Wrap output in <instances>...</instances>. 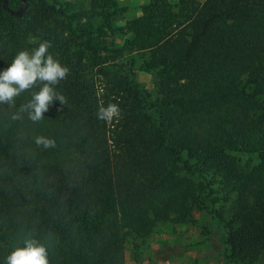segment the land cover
Here are the masks:
<instances>
[{
    "label": "trees",
    "instance_id": "trees-1",
    "mask_svg": "<svg viewBox=\"0 0 264 264\" xmlns=\"http://www.w3.org/2000/svg\"><path fill=\"white\" fill-rule=\"evenodd\" d=\"M19 3L0 0V71L50 41L70 69L57 86L68 105L56 101L35 125L0 116V264L26 231L51 234V264H125L127 241L201 212L221 222L223 264H254L264 249V0H145L130 17L121 0H26L11 14ZM134 66L152 91L130 77ZM110 102L122 117L108 124L96 112ZM41 134L57 147L36 149ZM88 208L78 227L70 215Z\"/></svg>",
    "mask_w": 264,
    "mask_h": 264
},
{
    "label": "clouds",
    "instance_id": "clouds-1",
    "mask_svg": "<svg viewBox=\"0 0 264 264\" xmlns=\"http://www.w3.org/2000/svg\"><path fill=\"white\" fill-rule=\"evenodd\" d=\"M50 41L44 40L33 50H20L12 59L10 66L0 71V116L7 123L24 122L39 124L45 119L50 106L59 101L61 108L68 105L67 98L57 86L66 80L70 69L49 51ZM30 97L17 105V99L24 93ZM6 106V107H5ZM96 117L111 124L122 117V110L117 103L101 105ZM31 142L36 149L49 150L57 147V140L46 135H32ZM51 234L44 239L33 231L24 233L22 243L15 246L5 257V264H51Z\"/></svg>",
    "mask_w": 264,
    "mask_h": 264
},
{
    "label": "rangeland",
    "instance_id": "rangeland-1",
    "mask_svg": "<svg viewBox=\"0 0 264 264\" xmlns=\"http://www.w3.org/2000/svg\"><path fill=\"white\" fill-rule=\"evenodd\" d=\"M74 3L87 4V0H71ZM128 6L126 17L137 12L139 4L145 0H121ZM121 19H117L119 23ZM26 33L20 29L17 41L27 42ZM132 77L146 90L152 91L151 75L134 66ZM240 158L244 160L245 155ZM94 210L88 208L81 216L70 215V219L78 226L86 225ZM224 233L220 220L210 213H199L193 224H165L155 234L144 241H127L125 264H223L221 258ZM254 264H264V249Z\"/></svg>",
    "mask_w": 264,
    "mask_h": 264
},
{
    "label": "water",
    "instance_id": "water-1",
    "mask_svg": "<svg viewBox=\"0 0 264 264\" xmlns=\"http://www.w3.org/2000/svg\"><path fill=\"white\" fill-rule=\"evenodd\" d=\"M1 4L3 7H6V0H1ZM25 4H26V0H20V3L18 5L17 9L16 10H9V12L11 14H14V15H20L21 11L25 7Z\"/></svg>",
    "mask_w": 264,
    "mask_h": 264
}]
</instances>
